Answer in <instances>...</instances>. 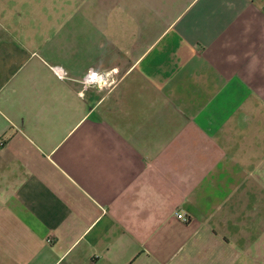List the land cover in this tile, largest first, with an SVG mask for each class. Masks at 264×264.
<instances>
[{"label": "crops", "instance_id": "crops-1", "mask_svg": "<svg viewBox=\"0 0 264 264\" xmlns=\"http://www.w3.org/2000/svg\"><path fill=\"white\" fill-rule=\"evenodd\" d=\"M42 2L0 0V264H255L264 0Z\"/></svg>", "mask_w": 264, "mask_h": 264}, {"label": "built area", "instance_id": "built-area-1", "mask_svg": "<svg viewBox=\"0 0 264 264\" xmlns=\"http://www.w3.org/2000/svg\"><path fill=\"white\" fill-rule=\"evenodd\" d=\"M52 72L55 74V76L62 80L67 81L72 80V78L69 75L68 70H66L64 67L61 66H54L51 68ZM113 74L111 72H105V73H96L92 70H88L85 75H83L82 79L79 80V83L83 86V92L87 91L90 88L96 87L99 89H104L112 86L114 82ZM175 216L181 220L182 222H188V219L185 218V216L176 213Z\"/></svg>", "mask_w": 264, "mask_h": 264}, {"label": "rangeland", "instance_id": "rangeland-1", "mask_svg": "<svg viewBox=\"0 0 264 264\" xmlns=\"http://www.w3.org/2000/svg\"><path fill=\"white\" fill-rule=\"evenodd\" d=\"M43 0H34V5L35 6H42L43 5ZM51 1V5L52 6H56L55 10L59 11V6L63 7L62 9L65 8V10H68L67 16L69 17L70 15L73 14V9L76 6H81L82 8H89L92 6V2L94 5V2L96 0H80V3L75 4L74 0H50ZM64 1H67L66 3ZM78 2V0H77ZM97 4L98 5H104V2H102V0H97ZM76 5V6H75ZM90 9H88L89 11ZM105 12V9H104ZM117 81V77L114 78V82L116 83ZM256 239V245L253 248V254L251 255V257L254 258V262L255 264H264V237H259V238H254ZM250 257V255H249Z\"/></svg>", "mask_w": 264, "mask_h": 264}]
</instances>
